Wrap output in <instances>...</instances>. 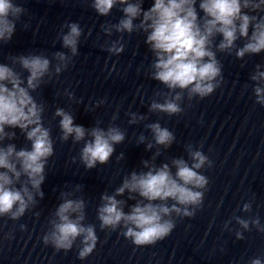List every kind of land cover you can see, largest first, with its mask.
<instances>
[{
    "label": "clouds",
    "instance_id": "9594fccd",
    "mask_svg": "<svg viewBox=\"0 0 264 264\" xmlns=\"http://www.w3.org/2000/svg\"><path fill=\"white\" fill-rule=\"evenodd\" d=\"M117 3L126 6L122 9L124 18L113 26L116 31L132 33L135 27L133 21L142 15L138 27L146 32L150 30L146 43L156 56L152 65L155 69L153 79L162 82L169 89H187L189 99L194 96L204 99L220 86L223 79L222 64L212 50L213 47L220 52H230L235 47V42L243 38L245 43L236 51L238 58L264 51V0H201L199 9L203 12L202 17H198L196 0H154L147 11L142 10L140 2L131 3L129 0H92L91 7L100 16H107ZM25 12L26 9L13 0H0V41L8 42L12 39L16 23ZM66 26L68 32L62 34V44L70 50L71 56H76L82 29L75 22ZM105 31L110 34V29ZM217 36L221 39L214 43ZM123 50L124 45L117 46L115 42L107 48L109 53L117 55ZM54 57L62 62L56 67V73L68 68L70 56L57 52ZM17 59L21 68L28 73L26 87L22 86L24 80L20 73L0 64V141L15 136L14 132L6 133L5 126L26 132L27 140L31 141L30 150L17 151L14 144L0 147V169L4 170L0 171V217L6 216L13 221L19 220L26 210L35 206L37 196L43 197L41 185L45 180V167L49 158L54 155L50 131L43 126L41 120L44 107L37 103L29 91H35L40 86L43 78L50 72L51 62L43 55L20 56ZM251 79L264 80V72L257 71ZM254 91L257 102L264 105V88L257 86ZM69 97L72 98L71 93ZM181 99L182 96L178 93L173 99H165L164 103L153 102L151 110L169 115L180 114L183 109L176 101ZM55 115L61 117L59 126L62 141H67L70 136L74 143L85 139V128L74 124L70 113L58 108ZM137 119L142 120L144 117L138 118L132 114L130 123L137 122ZM148 127L157 145L168 146L173 142V133L159 123ZM90 136L92 139L85 142L79 156L86 169H93L97 164H107L115 151L114 145L125 139V133L118 127H109L107 131L95 127L91 129ZM143 141L144 137L141 136L140 142ZM148 147L151 148L152 145L149 144ZM190 154L196 161L191 167L182 159L173 161L177 168L175 176L167 164L146 173L133 172L116 189L115 195H103L101 199L104 203L98 208L97 216L100 229L116 231L123 226L121 234L133 245L143 247L155 245L173 231L174 221L164 217L173 212L177 215H194L195 208L203 201V192L196 189H203L208 183L207 178L196 169L202 168L208 157L201 151H192ZM120 158L122 155L117 159ZM144 164L145 167L148 166L147 161ZM22 175L27 180L17 188L15 185L20 182ZM126 189L138 192L149 203H137L129 213H125L122 208L124 202L116 197ZM68 195L70 193H62L64 201L54 213L58 220L50 221L52 228L43 235L42 240L57 252H67L73 248L77 237H82L78 258L84 260L93 253L98 243L96 227L81 223L85 219L84 200L68 199ZM169 199L175 202L171 207L152 203ZM177 205L184 206L183 212ZM189 206L193 207L192 212L188 211ZM249 210L250 204H245L244 211ZM73 214L75 219L72 218ZM237 223L244 229H248L249 223H252L264 232L258 218L251 222L237 218ZM20 227L24 229L25 226ZM236 235L238 239H243L241 233L237 232ZM251 264H261V260L253 259Z\"/></svg>",
    "mask_w": 264,
    "mask_h": 264
}]
</instances>
